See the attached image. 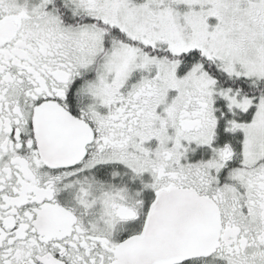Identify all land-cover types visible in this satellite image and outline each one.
I'll return each instance as SVG.
<instances>
[{"label":"snow or ice","instance_id":"snow-or-ice-1","mask_svg":"<svg viewBox=\"0 0 264 264\" xmlns=\"http://www.w3.org/2000/svg\"><path fill=\"white\" fill-rule=\"evenodd\" d=\"M0 264H264V0H0Z\"/></svg>","mask_w":264,"mask_h":264}]
</instances>
